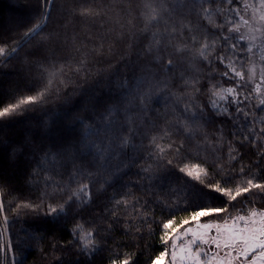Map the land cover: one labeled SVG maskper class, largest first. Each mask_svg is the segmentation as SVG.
Segmentation results:
<instances>
[{
  "label": "snow or ice",
  "instance_id": "obj_1",
  "mask_svg": "<svg viewBox=\"0 0 264 264\" xmlns=\"http://www.w3.org/2000/svg\"><path fill=\"white\" fill-rule=\"evenodd\" d=\"M25 49L0 103V264L30 247L51 264H264V0H39L0 35V76ZM20 163L35 198L4 174ZM29 215L71 239L13 236Z\"/></svg>",
  "mask_w": 264,
  "mask_h": 264
},
{
  "label": "trees",
  "instance_id": "obj_2",
  "mask_svg": "<svg viewBox=\"0 0 264 264\" xmlns=\"http://www.w3.org/2000/svg\"><path fill=\"white\" fill-rule=\"evenodd\" d=\"M13 3V5H10ZM39 0H0V35L7 36L12 34L14 31L22 30L23 26L37 13L38 11ZM10 21L11 23H8ZM58 21V18H54L53 25L55 26ZM87 25L84 22H77L76 27L82 28ZM96 28H93V31H96ZM117 47H120L117 45ZM24 51L20 52L19 55L12 60L9 68L5 69L4 72L6 75L0 76V83L4 85V91L0 93V103L7 102L11 99V93L7 91L8 87L11 85L13 88H16V83L20 79L18 76L17 69L20 67V57L24 55ZM30 84H26L21 81L19 84V91L27 92V88L30 87ZM96 85L94 83L82 84L81 91L91 92ZM79 95L73 96L67 103L61 101L58 104L38 106L28 112L23 116H18L13 118L11 121H6L8 135L12 139H18L17 133L20 130L24 129L29 124H37L41 120L48 119V115L53 110L58 114L66 112L70 108L78 106ZM57 116V117H58ZM56 117V118H57ZM59 118V117H58ZM135 169L133 170V173ZM7 179L11 184L18 190V194L23 196H32L35 198V193L30 191L29 186L26 184V174L27 169L23 163H20L15 169H5L4 173ZM135 180L137 177L134 174L125 177V180ZM9 232L15 236L16 234L23 235L25 231H32L42 234L46 237L44 241L45 253L49 251V243L55 238L59 244L67 243L71 239L69 235L70 224L63 227L53 228V225L44 219H37L31 215L29 216H20L16 218L10 217ZM159 229H157V232ZM53 233L55 234L53 236ZM153 245V251H158L160 248L158 238L153 236L150 240ZM26 264H51V258H45V255L42 254L37 248L30 247L25 249L24 257ZM140 264H144V259L141 258Z\"/></svg>",
  "mask_w": 264,
  "mask_h": 264
},
{
  "label": "rangeland",
  "instance_id": "obj_3",
  "mask_svg": "<svg viewBox=\"0 0 264 264\" xmlns=\"http://www.w3.org/2000/svg\"><path fill=\"white\" fill-rule=\"evenodd\" d=\"M32 1H35V0H32ZM10 5H13V3H10ZM8 23H11V22H10V21H8ZM59 114L61 115V114H63V113H62V112H60ZM60 115H59V116H60ZM57 116H58V115H57ZM59 116H58V117H59ZM58 117H57V118H58Z\"/></svg>",
  "mask_w": 264,
  "mask_h": 264
}]
</instances>
